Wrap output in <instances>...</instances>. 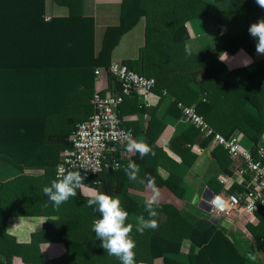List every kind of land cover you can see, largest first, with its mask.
I'll return each instance as SVG.
<instances>
[{"label": "trees", "instance_id": "obj_1", "mask_svg": "<svg viewBox=\"0 0 264 264\" xmlns=\"http://www.w3.org/2000/svg\"><path fill=\"white\" fill-rule=\"evenodd\" d=\"M56 1L67 3L65 0ZM232 1L236 5L244 4L242 0ZM200 2L201 0H123L120 23L106 30L102 48L96 55L95 23L93 18L83 16L81 5L69 4L67 16H55L46 21V0H0V160L22 172L26 168L44 169L46 182L57 179L60 151L72 147L71 137L77 123L82 120V109L84 121L94 112L90 100L96 91L95 71L99 68L109 69L112 51L123 35L142 18L145 19V45L141 52L143 66L137 69L138 73L154 79L166 92L173 95V106L180 112L178 102L194 107L217 132L227 138L237 134L238 130L244 132L254 142L255 146L251 150L255 153L259 148L257 144L264 135V59L243 69L249 72V81L234 86L230 78L243 70H229L209 51H203L199 55L187 54V23L200 15ZM244 5L249 7L246 43L251 36L249 27L261 19L264 9L255 0L245 2ZM218 28L226 49L233 51L232 47L236 44L226 37L221 24H218ZM111 81L112 91L122 94V84L114 78ZM128 97L117 108L122 121ZM137 98L140 101L138 96ZM248 103L258 109L259 117L246 110ZM126 125L123 121V127L129 131ZM189 125L186 132L193 135L195 131L196 136L203 138V146L210 143V139L198 128ZM217 149L219 148H215L214 152L218 153ZM223 152L228 157L227 152ZM116 157L124 163L120 153ZM132 158L135 163L147 160V157L141 159L139 153ZM121 171L122 169L105 173L116 175ZM80 172L82 176L86 175V184L94 186L97 180H101L100 186L104 193L113 195V189L102 177L105 173L96 175ZM152 173L155 178V171L146 167L145 175L152 176ZM36 180L38 179L32 180L21 175L12 181L0 182V255L5 257L4 261L0 259V264H14L15 256H20L31 264H97L95 258L98 248L93 246L97 241L93 240L92 233L84 234L82 240L66 242L67 254L48 262L42 259L39 244H34L38 236H45L47 228L42 233L33 235V244L26 246L19 244L15 237L7 233L6 225L10 217L22 214V208L36 209L33 200L25 198L28 189L33 191L32 187L39 185L31 183ZM174 181L175 177H172L167 181L161 180L159 185L166 186L181 196L182 192ZM87 200L88 198L79 196L69 204L85 211L89 209L91 215L92 208L87 206ZM39 204L42 205L41 202ZM129 206L128 210L123 206L128 213L147 215L144 205L131 202ZM156 207L162 206H154ZM48 222L51 223V220ZM250 228L255 242L264 253V219L257 227ZM181 234L183 239L184 232ZM59 238L60 233L56 236L57 240ZM189 239L198 248L197 253L189 252V264H208L221 246L225 245L222 248L225 250L226 247H232L220 232L219 225L206 219L192 229ZM157 243L159 241L156 239L151 241L147 250L149 261L162 257L166 252H180L171 247L158 249ZM233 251L239 256L233 259L228 257L224 264H244L250 258L249 255L241 256L238 251ZM237 259L240 261L236 262ZM165 264L181 263L165 258ZM259 264H264V257Z\"/></svg>", "mask_w": 264, "mask_h": 264}, {"label": "crops", "instance_id": "obj_2", "mask_svg": "<svg viewBox=\"0 0 264 264\" xmlns=\"http://www.w3.org/2000/svg\"><path fill=\"white\" fill-rule=\"evenodd\" d=\"M67 3H59L56 0H46V21L55 16H67L68 5H81V12L84 17L93 18L95 23V54L98 55L103 43L106 30L110 27L118 26L122 13L123 0H65ZM245 2L251 0H242ZM236 5L232 0H201V13L197 17L191 19L187 23L189 39L186 44L191 47V54L199 55L203 51H209L222 61L229 70L245 69L252 64L264 59V54H257V39L249 37L245 43V33L248 28L249 7L247 5ZM261 19H264V10ZM218 24H221L226 33V37L232 43L236 44L232 47L234 50L226 49ZM145 45V19L142 18L133 28L123 35L118 45L111 54V62L127 63L137 71L143 66L142 49ZM227 54V59L223 56ZM138 72V71H137ZM250 76L247 70L234 74L230 81L234 86H240L249 81ZM96 80V77H95ZM104 90L112 91L111 77L104 73L100 79ZM195 85H193L194 87ZM97 89V83L95 85ZM92 103V99L90 100ZM175 98L166 92L160 84L154 88L149 99V107H141L136 95L128 97L127 103L123 110V121L127 123L134 135V139L145 140L155 152V156L147 155L145 162L136 163L140 167L138 174L139 179L145 178L146 167L155 171V182L159 190L158 202L154 206L159 216L156 218L159 227L155 230H145L143 234L135 230L136 217L144 215L147 219L148 214H140L139 212L129 213L127 223H133V231L131 237L136 242L135 261L136 264H165V258L172 259L181 264H189V252H198L189 239L192 229L203 220L211 222L210 216L201 208V200L205 193L213 194H240L241 178L237 175V169L242 164L240 161L225 156L224 150L212 144L211 142L202 145L203 138L186 132L190 127L189 123L183 117L182 111L176 109L173 105ZM78 104V103H77ZM246 110L251 114L259 117L258 109L248 103ZM84 121L83 109L80 115ZM196 130V129H195ZM149 135H147V134ZM237 134L242 136V141H247L245 148H254V142L248 138L244 132L238 130ZM258 147H264V135L257 144ZM215 148H219L218 153L214 152ZM216 151V150H215ZM226 151V150H225ZM222 152V153H221ZM227 152V151H226ZM63 151H60V160ZM228 154V152H227ZM136 153L126 151V145L121 148V160L124 161L122 171L115 174L105 173L102 177L107 181V185L111 186L114 193L111 196H118L121 200V206L130 209L131 202L139 206L145 205V202L151 197L152 191L147 187V182L141 184L139 179L131 181L128 179L124 169L127 164L132 161ZM225 158H228L225 161ZM224 166V167H223ZM226 168V170H224ZM230 172V173H229ZM109 174V175H108ZM23 175L29 179H35L31 183L39 185L27 190L26 197L36 204V209L22 208V214L12 216L8 219L6 231L15 237L21 245L33 244V235L42 233L47 228L45 236L37 237L34 244H39L40 255L44 261L57 260L64 257L68 252V243L71 240H82L84 234L92 233L93 240L97 242L98 252L95 261L97 264H121V261L109 255L102 247V241L96 238L93 231V222L101 218V214L95 211V206L90 210L69 204L73 199L90 198V194L81 195L79 192L74 198L63 203L59 211L53 206V203L44 195L42 189L50 186L51 182L45 180V170L41 168H26L22 171L13 168L9 164L0 160V182L6 183ZM154 173H152V176ZM230 177L227 182H223L224 177ZM101 177V178H102ZM154 177V176H153ZM175 177V183L182 195H176L166 186L159 185V182L167 181ZM38 181V182H37ZM99 181V182H97ZM92 188L104 193L101 180H97ZM33 185V184H32ZM121 185V186H120ZM120 188L118 189V187ZM39 187V188H38ZM23 189V188H22ZM118 189V190H117ZM243 189V188H242ZM121 191V192H117ZM241 191V192H240ZM23 195V192H20ZM39 202L42 203L39 204ZM51 206V207H50ZM129 206V207H128ZM54 207V209L52 208ZM164 207V208H163ZM55 212V213H54ZM255 224H249L245 227L237 225L236 222L228 218L220 219L219 230L223 236L228 239L232 247L221 246L215 252V257L210 258L208 264H224L229 258L239 256L233 251L236 250L241 256L249 255V260H245L244 264H254L258 257V251L262 257L264 253L260 249L258 243L255 242L253 232L250 226L257 227L261 220L264 219L262 213L257 215ZM51 220V223L48 220ZM49 224V225H48ZM214 224V223H213ZM48 226V227H46ZM184 232V238H181V232ZM61 234L59 240L56 239L57 234ZM55 236V237H54ZM183 237V236H182ZM156 239L158 249L167 247L177 248L180 252L164 253L162 257H157L153 261L147 259V250L151 241ZM68 242V243H66ZM82 242V241H81ZM249 242V243H248ZM254 243L255 249L252 245ZM71 244V243H70ZM221 244V243H220ZM219 244V245H220ZM220 250V252H218ZM227 256V257H226ZM2 261L5 257L0 255ZM240 261L237 259L236 262ZM14 264H31L25 262L22 257L15 256Z\"/></svg>", "mask_w": 264, "mask_h": 264}, {"label": "built area", "instance_id": "obj_3", "mask_svg": "<svg viewBox=\"0 0 264 264\" xmlns=\"http://www.w3.org/2000/svg\"><path fill=\"white\" fill-rule=\"evenodd\" d=\"M106 73L123 86L122 94L104 90L101 77ZM97 89L92 98L93 114L79 123L72 134V147L65 149L57 166L56 178H61L60 167L66 171H84L101 175L105 172H116L123 168L116 157L121 153L120 147L127 145L125 138L129 132L123 127V121L117 108L124 103L125 97L136 94L146 107L156 81L145 77L129 66L112 62L109 69L99 68L95 71ZM186 121L198 128L203 135L216 146L224 148L231 159L240 161L237 175L241 178L243 191L240 194H216L208 202L210 214L228 218L237 225L245 227L255 224L257 215L264 217V147L254 153L242 145V136L235 134L230 138L217 132L206 119L199 115L194 107L178 102ZM131 138L134 135L131 133ZM230 177H224L227 182Z\"/></svg>", "mask_w": 264, "mask_h": 264}, {"label": "clouds", "instance_id": "obj_4", "mask_svg": "<svg viewBox=\"0 0 264 264\" xmlns=\"http://www.w3.org/2000/svg\"><path fill=\"white\" fill-rule=\"evenodd\" d=\"M255 3L264 9V0H255ZM249 34L257 39L256 52L264 54V19L253 23L249 29ZM187 54H191L190 45H185ZM227 59V54H223ZM223 61V60H222ZM128 140L126 151L129 153H139L141 159L147 155L155 156L152 147L143 139H132L131 130L125 137ZM60 167L61 178L53 180L50 186L43 187L44 195L53 203L58 210L60 206L67 202L69 198H74L79 192L81 195L90 194L87 200V206H95L102 218L96 220L93 224V231L96 238L101 240L102 247L109 255L117 257L121 264H136L135 251L136 242L131 237L133 231V223H127L129 213L121 206V200L118 196H110L99 192L97 189L89 187L84 181L86 175L82 176L80 171H66L63 166ZM128 179L137 181L140 167L135 162H129L124 169ZM147 182V187L151 189L152 195L145 202L144 208L148 214L146 219L144 215L136 217L135 230L143 234L145 230H155L159 227L158 211L154 205L158 202L159 190L155 184V178L150 174H146L144 179H139L141 184ZM99 182V181H97Z\"/></svg>", "mask_w": 264, "mask_h": 264}, {"label": "water", "instance_id": "obj_5", "mask_svg": "<svg viewBox=\"0 0 264 264\" xmlns=\"http://www.w3.org/2000/svg\"><path fill=\"white\" fill-rule=\"evenodd\" d=\"M214 195L215 194L213 193H205L203 195V200H201L200 204L202 210L210 216L211 222H213L214 224H218L220 222V218L210 214L211 208L208 203L214 197Z\"/></svg>", "mask_w": 264, "mask_h": 264}, {"label": "rangeland", "instance_id": "obj_6", "mask_svg": "<svg viewBox=\"0 0 264 264\" xmlns=\"http://www.w3.org/2000/svg\"><path fill=\"white\" fill-rule=\"evenodd\" d=\"M246 143H247V141H242V145H245ZM248 243H249V242H248ZM250 245H252L253 249H255L256 246L254 245V243H253V244L250 243ZM256 248H257V247H256ZM257 251H258V254H257V255H258L259 258L256 259V263H254V264H259L260 262H262V256L260 255L258 249H257ZM259 261H260V262H259Z\"/></svg>", "mask_w": 264, "mask_h": 264}]
</instances>
